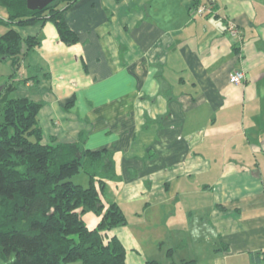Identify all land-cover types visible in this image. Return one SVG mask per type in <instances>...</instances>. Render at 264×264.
Segmentation results:
<instances>
[{
    "label": "crops",
    "instance_id": "obj_1",
    "mask_svg": "<svg viewBox=\"0 0 264 264\" xmlns=\"http://www.w3.org/2000/svg\"><path fill=\"white\" fill-rule=\"evenodd\" d=\"M63 17L72 44L49 20L15 26L37 43L9 96L41 104L43 143L110 153L101 198L127 222L109 234L138 264L157 250L264 264V0H74ZM88 214L92 228L100 216Z\"/></svg>",
    "mask_w": 264,
    "mask_h": 264
},
{
    "label": "trees",
    "instance_id": "obj_2",
    "mask_svg": "<svg viewBox=\"0 0 264 264\" xmlns=\"http://www.w3.org/2000/svg\"><path fill=\"white\" fill-rule=\"evenodd\" d=\"M73 2L54 0L32 10L26 0H0L8 12L6 20L0 18L7 26L0 35V60L9 59L11 66L0 95V264H126V248L108 232L126 224V215L116 201L105 205L101 198L106 180L114 176L110 153L86 149L79 141L43 143L41 104L9 96L22 58L37 43L15 26L49 20L60 40L72 44L77 36L63 12ZM80 170L89 177L87 186L72 180ZM85 212L100 216L94 227L86 225ZM143 264L198 262L148 259Z\"/></svg>",
    "mask_w": 264,
    "mask_h": 264
},
{
    "label": "rangeland",
    "instance_id": "obj_3",
    "mask_svg": "<svg viewBox=\"0 0 264 264\" xmlns=\"http://www.w3.org/2000/svg\"><path fill=\"white\" fill-rule=\"evenodd\" d=\"M10 70H11L10 62L9 61H6V60H0V84H1V82H3L4 80H6L8 78V74H9ZM77 175H79V176H77ZM81 176L85 177V178H83L85 181H82L81 180L82 178H79ZM88 178H89L88 175H86L82 170H80L78 173H76L72 177V180H76V182L77 181H81L82 183H79V184H83L84 186H87V184H88ZM88 213H90L88 215H92V216L95 215L93 212H88ZM89 217L90 216L84 217V219H85V221L87 222L88 225L90 224ZM129 218L131 220L132 217L130 216ZM114 228H116V227H114ZM126 250H127V256H126V260H125L126 264H138L137 263L138 261H136V258L132 257V255H135V252L132 251V250H130V249H128L127 246H126ZM143 250H144V252H143L144 258L146 256H152L153 251L150 250V252H146L145 251L146 250L145 247H144ZM181 253H182V249H178V250H177V248L175 249V255L176 256H179ZM155 255L157 256V260H160L162 262H166V257H165L164 252H159V250H157L155 252ZM133 258L135 259V261L132 260ZM134 262H136V263H134Z\"/></svg>",
    "mask_w": 264,
    "mask_h": 264
},
{
    "label": "built area",
    "instance_id": "obj_4",
    "mask_svg": "<svg viewBox=\"0 0 264 264\" xmlns=\"http://www.w3.org/2000/svg\"><path fill=\"white\" fill-rule=\"evenodd\" d=\"M204 11H205V7L202 5L196 7V9H195V12L197 14H202ZM227 31L230 35H233V36L237 35V33H238V30H237L235 24L231 21H229V23L227 25ZM242 79H243L242 71H235L234 73H232L230 75V81L232 83H236V84L240 83Z\"/></svg>",
    "mask_w": 264,
    "mask_h": 264
},
{
    "label": "water",
    "instance_id": "obj_5",
    "mask_svg": "<svg viewBox=\"0 0 264 264\" xmlns=\"http://www.w3.org/2000/svg\"><path fill=\"white\" fill-rule=\"evenodd\" d=\"M54 0H26V6L29 9H42Z\"/></svg>",
    "mask_w": 264,
    "mask_h": 264
}]
</instances>
